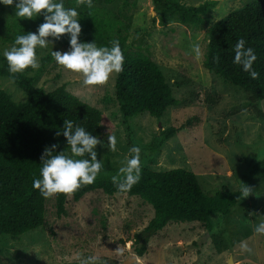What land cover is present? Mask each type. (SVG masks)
Returning a JSON list of instances; mask_svg holds the SVG:
<instances>
[{"label":"rangeland","instance_id":"1","mask_svg":"<svg viewBox=\"0 0 264 264\" xmlns=\"http://www.w3.org/2000/svg\"><path fill=\"white\" fill-rule=\"evenodd\" d=\"M67 1L74 0H64L65 6ZM179 1L195 7L213 2L214 7L202 24L183 25L174 16L162 17L152 0H93L112 37L121 34L127 39L128 52L142 53L155 62L179 101L160 119L146 113L130 119L132 133L122 123L116 99L117 74L106 84L86 90L82 77L60 69L54 58L42 64L52 51L63 53L69 47L51 41L46 49H37L40 67L25 73L34 79L36 88L51 92L66 85L69 92L104 113L97 157L110 159L116 172L135 145L141 148L142 170L185 169L197 176L206 193L223 188L240 191L242 176L264 159V100L254 102L240 88L210 73L203 63L209 28L253 0ZM19 21L44 22L16 17L15 3L0 4V67L3 50L10 48L19 34ZM196 44L201 49L199 57L192 51ZM0 88L15 102L27 99L8 78L0 77ZM212 100L216 103L211 104ZM170 127L180 131L151 152ZM109 134L117 137L115 152L106 147ZM249 189L250 195L240 197L230 214L211 217V229L195 222L168 224L149 238L143 256L137 253L140 244L135 236L144 232L154 210L140 197L109 196L102 191L79 201L69 197L62 216L57 214L55 198L48 199L41 228L17 240L0 237V264H81L88 256H96L97 264H264V235L253 231L264 218V170Z\"/></svg>","mask_w":264,"mask_h":264},{"label":"trees","instance_id":"2","mask_svg":"<svg viewBox=\"0 0 264 264\" xmlns=\"http://www.w3.org/2000/svg\"><path fill=\"white\" fill-rule=\"evenodd\" d=\"M152 1L162 17L174 16L183 25L202 24L214 7L213 2L195 7L182 4L179 0ZM105 2L111 3L112 0ZM66 5V8L75 7L80 14V42L96 41L97 46L109 47L113 40L120 43L124 64L123 71L117 74L115 89L122 123L127 131L132 133L130 119L145 113L160 119L168 108L179 104L160 67L142 53L128 52L126 37H120V34L114 39L108 31L106 19L99 17L93 6L89 9L86 5L77 4L76 0L67 1ZM42 19L43 15L35 18L37 21ZM33 21H19L18 35L36 32L39 25ZM240 38L246 40V47L253 48L258 57L253 65L260 73L256 80L233 63L232 47ZM48 39L61 47H69L67 35L60 40ZM2 61L0 77L10 79L27 94L26 101L18 103L0 88V237L9 236L17 240L45 223L46 200L32 187L33 179L39 177L40 157L44 149L52 145H56L57 152L66 149V138L62 135L66 119L100 138L104 113L69 92L66 85L51 92L36 88L33 78L26 73L13 76L8 72L4 58ZM52 61V55L48 54L42 59V64ZM203 64L210 73L221 77L225 84L249 94L254 102L264 100V0H253L209 28ZM210 103L216 102L212 100ZM179 131L176 127L168 128L161 134L158 143L150 148L151 152L159 150ZM102 164V173L94 184L83 186L69 196L61 194L55 197L58 216L65 213L69 197L79 201L94 191H102L109 196L117 194L111 182L116 169L108 158L102 160ZM262 170L264 159L242 176L241 187L249 188ZM121 195L140 197L154 210V217L144 232L135 236L137 244H140L137 250L139 256L144 255V246L149 238L168 224L195 222L211 229V217L230 214L241 197L240 191L226 188L213 194L206 193L197 176L185 169L156 172L147 168L142 170L140 182L129 193Z\"/></svg>","mask_w":264,"mask_h":264},{"label":"clouds","instance_id":"3","mask_svg":"<svg viewBox=\"0 0 264 264\" xmlns=\"http://www.w3.org/2000/svg\"><path fill=\"white\" fill-rule=\"evenodd\" d=\"M76 2L89 9L93 6V0ZM14 3L16 17L34 19L43 15L44 22L36 32L17 35L12 46L3 50L7 70L13 76L23 74L29 69H38L40 65L37 49H46L51 45L49 37L60 40L64 35L69 38V50L63 53L52 51L51 55L60 69L82 77V87L86 90L106 84L114 74L123 71L124 56L119 41H111L110 47L97 46L96 41L80 42V14L75 7L66 8L64 0H0L3 5ZM246 43L244 38H240L232 47L233 63L248 73L251 79L256 80L260 73L253 65L258 57L253 48L246 47ZM192 51L199 57V44L193 45ZM216 59L219 60V57ZM62 135L66 138V149L57 152L56 145L46 147L40 157L39 177L32 181L33 189L45 200L61 194L69 196L83 186L94 184L102 173V160L97 159L96 151L97 145L102 142L97 136L81 125H74L69 119L64 121ZM116 145L117 137L109 134L106 147L110 152H115ZM141 177V148L134 145L129 149V155L125 157L116 174L111 176V182L117 194H127L140 182ZM249 195L250 189L247 186L241 187L240 196L247 198ZM253 231L255 234L264 235V218L260 219ZM81 264H97V257L88 256L82 259Z\"/></svg>","mask_w":264,"mask_h":264},{"label":"water","instance_id":"4","mask_svg":"<svg viewBox=\"0 0 264 264\" xmlns=\"http://www.w3.org/2000/svg\"><path fill=\"white\" fill-rule=\"evenodd\" d=\"M160 127H161V125H160ZM160 132V131H159Z\"/></svg>","mask_w":264,"mask_h":264}]
</instances>
